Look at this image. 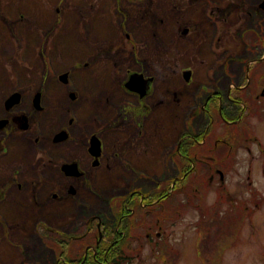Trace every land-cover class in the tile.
<instances>
[{"label":"rangeland","instance_id":"obj_1","mask_svg":"<svg viewBox=\"0 0 264 264\" xmlns=\"http://www.w3.org/2000/svg\"><path fill=\"white\" fill-rule=\"evenodd\" d=\"M187 1L0 0V117L4 112V101L8 96L13 95H16L14 98L19 96V99H23L21 106L27 109L30 116L33 115L31 99L33 100V96L35 97L38 92H43V105L47 108L36 118L35 125L41 126L37 127L43 132L42 146L45 147L48 146L47 142L52 132L51 124L62 121L67 110H72L74 104L80 105L82 102L83 106L74 112L83 126L81 132L84 133L85 130L88 132L92 127L91 119L96 120L97 115H100L103 123L106 122L104 127L108 129L107 132L102 133L101 138L104 139L105 149L113 155L109 167L100 171L97 177L89 178L90 190H80L77 197L73 196L72 199L67 197L61 202L54 203L47 201L46 190L54 184L51 177L58 178L57 173L51 172L48 168L44 170L47 179L45 190L31 195L30 191L18 192L15 188L9 189L7 202L0 207L1 212L8 217V224L0 227V264L22 262L36 264L39 260L42 264L45 262L50 264L54 261L55 258L50 252L54 249L48 247L40 238L38 229L41 227L36 225L38 222L50 225L42 230L49 232L46 236L47 238L50 236L47 242H51L56 250L64 248L70 253H75L74 243L73 250L68 247L69 239L84 232L83 227L87 220L97 216L102 222L112 224L114 212L112 213L111 204L114 202L113 199L119 196L118 191L125 193L127 185L131 184L133 187L140 185L143 177L156 182V177L160 178L168 172L165 161L163 169L159 167L158 160L137 153L134 175L131 172L124 175L121 169L116 167L118 165L116 155L118 157L121 150L118 144L123 140L144 143V139L154 136L157 147L160 140H165L162 139L165 136L164 124H167L170 130L174 129L166 140L171 142L184 116L183 110L190 106H182L177 120L176 108L169 104L170 95L173 96L175 92L165 90L164 99L161 94L162 67L168 66L170 71H175V65H178L177 68L180 66V59L172 58L178 56L181 45L168 46L165 42L184 24L189 23L190 28L202 26L199 15L203 12L202 10L199 12V9L204 8V2L199 0L200 8L196 9L194 6L187 7ZM236 2L242 7L233 10L229 16L222 15L224 10L229 9ZM258 2L259 0H210L209 9L212 11L214 21L221 17L219 24L223 25L216 29L217 53L225 49H236L237 54L242 55L244 50H247L244 60L234 59V64L258 59L263 54L264 49L257 44V40L256 45L250 41L253 35L264 36V12L260 17L262 23L255 26V29H250L257 19L251 15V12L259 13ZM178 5L181 7L180 11L177 10ZM242 16L251 17L244 19ZM238 31H245L241 38L238 37ZM213 32V27L207 30L208 40L214 36ZM201 51V58L197 57V64L194 63L196 65L193 70L194 76L196 77L197 74L198 78L203 76L213 62L216 63L214 68L220 73V64H224L220 60V54L211 57L208 49ZM132 53H135L136 58L141 61L136 62ZM169 59H172L171 64ZM134 70L149 75L157 74L156 93L153 99H149L151 102L156 101V111H153L152 116L147 119L137 117L136 111H124L117 107L119 101L126 97L118 91L120 85ZM59 73L68 74L71 91L81 98L80 103L69 99L65 89L61 88V91H58V88L60 89L58 85L62 86L59 80L56 83V76ZM128 100L135 102L137 98L132 96L128 97ZM163 100L165 106L162 104ZM15 106L17 105L14 104L13 107ZM162 110L167 111L166 123H162ZM259 111L261 117H253L256 119L255 124L251 117L247 121L252 125L253 133L257 135L264 149V136L261 135L264 132L263 106ZM89 120L90 123L85 124ZM93 129L98 134V128L95 126ZM22 132L21 130L19 134L9 136L11 142L8 145L9 161L10 163L16 161V164L22 165L27 178L36 173L34 158L38 157L39 153L35 152L34 130L21 134ZM140 132L143 134H139ZM50 150L55 155H60V150L54 148ZM130 154L131 152L122 159L125 163L129 160ZM263 162L262 153L257 145L250 146L249 154L240 149L234 168L225 176L227 193L230 194L231 199H228L230 202L223 201L221 206H218L220 207L216 212L218 221L211 215L209 219L211 233L217 230V225L220 226L224 218L234 219V228L239 231L233 246L222 250L219 264H264ZM143 166L148 167L150 176L145 175ZM247 170L250 172L247 173ZM118 176L122 177L118 178ZM132 177L135 178L133 182H131ZM218 187L216 180L210 190L208 188L205 207L210 206L207 203L210 192L215 193L214 200H219L221 191L214 192ZM254 189L257 193L252 192ZM237 202V205L242 203L247 209L244 221L239 212L241 207H234ZM55 203L57 209L54 208ZM18 209L22 213L19 212L20 216ZM181 212L178 219L170 212V216L176 221L165 222V230L172 245L171 250L180 253L178 260L170 258L169 263L203 264L196 251L198 236L196 224L200 214L193 205L183 207ZM51 226L64 231L66 233L64 238H60L61 234L55 233V229ZM139 232L136 241L132 239L129 242L130 247H127L131 251L129 253L131 264H163L157 254L150 253L152 245L150 243L149 247L142 238L145 236L144 231L141 229ZM2 237L6 239L2 240ZM111 237L109 235V238ZM100 241L101 239L98 243ZM59 244L64 246H58ZM95 251L96 245L90 244L88 252L95 253Z\"/></svg>","mask_w":264,"mask_h":264},{"label":"flooded vegetation","instance_id":"obj_2","mask_svg":"<svg viewBox=\"0 0 264 264\" xmlns=\"http://www.w3.org/2000/svg\"><path fill=\"white\" fill-rule=\"evenodd\" d=\"M198 1L188 0L187 7L194 6L196 9L200 8ZM202 1L204 2V8L199 9V12L200 10L203 12V14L200 12L199 15L202 26L190 28L189 23L184 24L174 31L172 37L165 42L168 46L174 44L181 45L178 56L172 58L180 59V66L177 68L178 65H175V71H170L168 66L162 67L163 84H161V94L164 99L165 90L175 92L174 97L170 95L171 100L169 104L173 108H176L177 120L179 118V111H182V106L186 105L187 107L190 105L189 108L183 110L184 116L174 133L173 140L166 142L174 129L170 130L169 126L164 124L165 136L162 139L165 140H160V143H157V147H155L156 139L154 136H150L147 140L144 139V143H139L136 140L131 142L123 140L118 144L121 150L118 157L116 155L118 160L116 167L121 169L122 174L126 175L127 172H131L134 175L137 153L149 159L158 160V165L161 168H163L165 161V167L168 172L164 173L160 178L156 177V182H152L150 178L143 177L140 185L134 187L131 184L127 185L125 193L118 191L119 196L113 199L114 202L112 204L109 203L113 209L112 213L114 212L112 224L102 222L97 216L91 217V219L94 218L93 221L98 222L96 230L97 234H101V240L108 241L109 238V235H107L108 230L105 226L114 227L115 231H118L121 221H127L130 227L126 235L123 231H120V234L125 235L129 241L132 239L136 241L137 233H140L139 230L142 229L146 240H151V245H160L166 233L163 224L169 221L167 218V213L169 212L168 206L171 209H179L187 205L189 203L188 196L186 195L187 188L188 191L192 192L200 188L199 195L206 194L208 188L210 190L211 185L217 180L220 189L222 185H225V176L234 168L235 159L240 149L245 150L249 154L250 146L257 145L260 148V152L264 155L261 142L258 140L257 135H254L252 125L247 121L250 117H261L259 109L261 106L264 109V51L258 59L246 62L242 61L238 64H234L233 60H244L243 58H245L247 50H244V54L242 55L237 54L236 49H225L221 53H217L216 45L218 43L215 41V34L218 27H223V25L219 24L221 17L220 19L216 18V21H214L212 11L209 9L211 7L210 0ZM263 2L264 0H259L258 2V14H255L254 11L251 12L253 17H257L255 23L250 27L252 30L259 23H262L260 17L261 13L264 12V7H261ZM240 7L242 5L239 6L236 2L229 9L224 10L222 15L229 16L233 10H238ZM177 10H181L179 5L177 6ZM249 17L251 16H244L243 18L248 19ZM211 27H213L214 36L208 40L209 35L207 34V30ZM244 32L238 31V37L241 38ZM256 37V35L251 36L250 41L255 44L257 40V44H260L264 49V36ZM202 49H208L211 57L220 54V60L224 64H220L221 71L219 73L214 68L216 63H210L204 75L200 76L202 80L198 81L200 78H198V74L196 77L194 76L193 70H195V64H197L196 58H201L202 56ZM132 56H134L136 62L141 61L139 58H136L135 53H132ZM172 59L168 60L170 64ZM234 67H236L235 70ZM186 72L188 74H185ZM132 73L139 74L146 80L142 95L125 88V83ZM132 73H129L125 81L120 85V90L118 91H121L126 97L119 101L117 107L124 111H136L137 117L150 118L153 111H156V101L151 102L149 99H153L156 93L157 74L149 75L136 70ZM61 74L64 75L65 73H59L56 76V83L59 80V83L62 85H58L60 87L58 91H61V88L65 89L69 99L75 103H80L81 98L71 91L68 74L66 73V83L61 81ZM233 74H235V78H233ZM158 75L160 74L158 73ZM135 86L139 88V85ZM38 94V106L34 105L35 97L33 96V100L31 99V109L34 112L31 116L27 109H23L21 106L23 99H20V104L9 109H6L4 105L9 96L3 103L4 112L0 120H6L7 123L0 129V207L7 202V191L11 188H15L18 192L30 191L31 195L34 192L45 190L47 179L45 178L44 170L47 168L58 175L57 179L54 176L51 177L54 184L46 190L48 202H61L67 197L71 199L73 196L77 197L80 190H90L88 188L89 178L97 177L100 171L109 167V162L113 157L112 153L105 149L104 139L101 138L102 133L107 132L108 129L106 126L104 127L106 122L103 123L100 115H97L96 120L91 119L92 127L88 132L87 130L84 133L81 132V127L83 126H81V121L78 120L74 112L83 106L82 102L80 105L74 104L73 107L71 106L72 110H67L68 112H66L62 121L51 124L52 132L47 142L50 147L42 146L43 132L39 128L41 126L37 125L39 126L37 127L35 122L37 121L36 118L47 107L43 105L44 93L38 92ZM132 96L137 98V101L128 100V97ZM162 104L165 106L164 100ZM161 112L163 115L162 123H166L165 117L167 111L162 110ZM91 120L85 124H89ZM101 125L103 126L101 127ZM95 126L99 130L98 134L93 129ZM200 128L201 130L199 131ZM117 129L120 132L119 126H117ZM21 130L23 131L21 134L25 131L30 132V130H34L37 149H35V152L39 153L38 157L34 158L36 173L33 176H27V178H25L22 165L16 164V161L12 163L9 161L8 145L11 143L9 136L19 134ZM139 134L142 135L143 132ZM93 136L101 143L98 155H93V151L95 150L91 145V138ZM51 148L60 150V155H55L50 150ZM130 152L129 160L125 163L122 159ZM67 165L70 168H65ZM143 167H145L143 170L145 175L150 176L148 167ZM222 169L227 170V172ZM143 171H140V173H143ZM249 172L250 170H247V173ZM187 174L190 177V182H194L195 186L190 184V182L187 184L183 183ZM121 177L118 176V178ZM134 179L132 177L131 182ZM222 182L223 184H221ZM215 191H217V188ZM148 192L151 193L148 194ZM48 195L50 196L49 198ZM54 208L57 209V204ZM17 212L18 214L19 212L21 213L19 209ZM159 213L164 214L161 217L162 219L157 216ZM7 222L8 217L0 210V227L8 224ZM15 222L17 223L18 220ZM90 223L92 222L87 220L83 227L84 232L73 235V237L85 238L90 234L88 231ZM52 228L55 229V233L61 234L60 238L62 239L66 235L64 231L55 227ZM5 237L7 238L6 235ZM6 238L2 237V240ZM116 240L117 238H114V242ZM58 246L64 245L59 244ZM128 246L130 247L129 244ZM88 247L89 245H86L84 248L86 249V254ZM45 248L50 251L48 247ZM23 250L24 252L26 251L25 248ZM50 252L55 258H53L54 261L50 264H72L71 256L65 261L61 257L56 258L55 250H51ZM150 253L152 252L150 251ZM125 258H128L129 261L132 260L129 255H125ZM82 263L83 261L80 262V264ZM36 264H42L41 260ZM44 264L48 263L45 262ZM75 264H78L77 260Z\"/></svg>","mask_w":264,"mask_h":264},{"label":"trees","instance_id":"obj_3","mask_svg":"<svg viewBox=\"0 0 264 264\" xmlns=\"http://www.w3.org/2000/svg\"><path fill=\"white\" fill-rule=\"evenodd\" d=\"M222 170L227 172V170L225 169ZM187 181L190 182V177L188 174L185 176L184 184H186ZM190 184L195 186L194 182H190ZM219 191H221L219 194V200H215V203L210 205L209 207H205V204L203 202L197 205L196 198H204L205 196V193L199 195L200 188L193 192H186L189 204L193 205V207L197 209L200 214L198 223L196 224V229L198 232L196 251L199 259L203 262V264H219L220 257L222 255V250L228 249L233 246L237 237L236 234L239 231L234 228V219L228 218L227 220V218H224L223 223L220 224V226L217 225V230L211 233L212 229L209 221L211 215L214 220H217L216 212H218V209L220 208L218 206H221V202H225L228 199H231L230 195L227 193L226 187L222 186ZM228 202H230V200H228ZM237 204L238 202L235 204L236 206L234 207H241L239 209V212L242 214V220L244 221L245 216H247V209L242 203H239L240 205ZM237 214L238 211L236 215ZM237 218L238 216L235 218V220ZM226 222L227 225L225 226ZM238 226H240V223L238 224ZM105 227L108 230L107 235H110L112 237L108 238V241L101 240L98 246H96L95 254L88 252L85 258L83 257V250L85 246L90 244L96 245V240L98 239L95 222L89 224L88 231L90 232V234H88L85 238L73 237L69 239L68 247L73 250L74 243L76 248L75 253H70L69 250H64V248L56 250V248L51 244V242H47L49 241V237H46L48 236V234L45 231L40 233V238L48 247L53 248L55 250L56 258L61 257L63 258V260L66 261L67 258H70L71 256L72 264H75L76 260L78 261V264H80L81 261H83L82 264H125L126 261H128L126 264L131 263L132 260L129 261L128 258H125V255H129V253L131 252L127 248L129 247L128 244L130 241L125 236L130 227L128 222L121 221L118 231H115L114 227ZM120 231L125 232V235H121ZM114 238H117L115 242ZM154 246L155 247H152V252H158V258L162 260L161 262H164L163 264H170V258H176V260L179 259V253L177 251L172 252L170 245L165 244L163 240L161 241L160 245ZM79 251L80 253H78Z\"/></svg>","mask_w":264,"mask_h":264},{"label":"water","instance_id":"obj_4","mask_svg":"<svg viewBox=\"0 0 264 264\" xmlns=\"http://www.w3.org/2000/svg\"><path fill=\"white\" fill-rule=\"evenodd\" d=\"M261 7L263 8L264 7V2L263 4L261 5ZM185 74H188V72H186ZM65 76H63V78H61L64 82H65ZM186 79H188V77H186ZM135 85H139V88L138 86L136 87ZM126 88L130 91H133V92H137L139 93L140 95L143 94V87H144V80L142 78L141 75H132L128 82L126 83ZM16 97V95H13L12 97H10L7 101H6V108H10L11 106H13L14 104H17L18 101H19V96H17V98H14ZM39 103V94H37L35 96V99H34V105L37 106V104ZM6 124V121L5 120H2L0 121V128H2L4 125ZM91 145L93 148H95V150L93 151V155H97L99 153V149H100V143H99V140L97 138H91ZM65 168H70V166H65ZM71 175V174H70Z\"/></svg>","mask_w":264,"mask_h":264},{"label":"clouds","instance_id":"obj_5","mask_svg":"<svg viewBox=\"0 0 264 264\" xmlns=\"http://www.w3.org/2000/svg\"><path fill=\"white\" fill-rule=\"evenodd\" d=\"M252 122L255 124L256 123V119L253 118ZM261 135L264 136V132H262ZM214 199H215V193H211L210 192L209 195H208V198H207L208 205H211L214 202Z\"/></svg>","mask_w":264,"mask_h":264},{"label":"bare ground","instance_id":"obj_6","mask_svg":"<svg viewBox=\"0 0 264 264\" xmlns=\"http://www.w3.org/2000/svg\"><path fill=\"white\" fill-rule=\"evenodd\" d=\"M137 93V92H136ZM42 132V131H41Z\"/></svg>","mask_w":264,"mask_h":264}]
</instances>
